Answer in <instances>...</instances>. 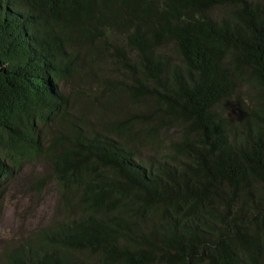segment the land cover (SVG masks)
Returning <instances> with one entry per match:
<instances>
[{"label": "trees", "instance_id": "16d2710c", "mask_svg": "<svg viewBox=\"0 0 264 264\" xmlns=\"http://www.w3.org/2000/svg\"><path fill=\"white\" fill-rule=\"evenodd\" d=\"M34 161L0 264H264V0H0V187Z\"/></svg>", "mask_w": 264, "mask_h": 264}, {"label": "rangeland", "instance_id": "374dc122", "mask_svg": "<svg viewBox=\"0 0 264 264\" xmlns=\"http://www.w3.org/2000/svg\"><path fill=\"white\" fill-rule=\"evenodd\" d=\"M227 114H235L233 105ZM46 174V164L34 161L31 165H21L9 178L1 181L0 251L4 244L17 242L53 218H60V214L55 215L57 188L53 181L45 178ZM37 179L46 183L39 192L32 189Z\"/></svg>", "mask_w": 264, "mask_h": 264}]
</instances>
